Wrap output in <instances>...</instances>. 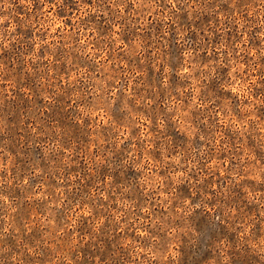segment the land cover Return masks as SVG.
<instances>
[{
    "label": "rangeland",
    "instance_id": "obj_1",
    "mask_svg": "<svg viewBox=\"0 0 264 264\" xmlns=\"http://www.w3.org/2000/svg\"><path fill=\"white\" fill-rule=\"evenodd\" d=\"M262 126L264 0H0V264H264Z\"/></svg>",
    "mask_w": 264,
    "mask_h": 264
},
{
    "label": "clouds",
    "instance_id": "obj_2",
    "mask_svg": "<svg viewBox=\"0 0 264 264\" xmlns=\"http://www.w3.org/2000/svg\"><path fill=\"white\" fill-rule=\"evenodd\" d=\"M169 4H171L173 7H175V4L177 0H167ZM95 96H99L100 92L98 90H93ZM116 91L118 89H113L111 92L112 96H115ZM72 103H76V98L73 97ZM96 106L98 108H103L105 105L103 103V100H96L95 101ZM101 114V113H97ZM261 132H264V126L261 127ZM184 176L186 179L189 180V183L193 185V188L189 189L190 195L188 197H185L183 199H179L176 197V184L180 183L178 180V177ZM171 180L173 183L171 184H165L163 182V179H159V184L157 186L156 183H151L149 181H144V183L147 185V187L143 188V192L146 196H148V200L146 203L140 205L139 207V215H137V209L134 204H128L125 201H118L120 207L123 209L122 211H116L112 210V215L115 218V222L120 223L122 219L126 218L129 220V222L134 223L136 226V231L138 235L140 236H147L149 233L145 228H141L140 225H145V226H151L155 227L157 224H160L161 227L164 226L165 222L171 218V220L174 222L175 220L178 219H183L187 217L190 214V210L192 207L199 208L200 205H192V199L195 196V185L198 183L203 182V177L199 181H193L190 178L187 177L186 173L184 172H178L175 173L174 176L171 177ZM149 192H152L153 195H148ZM104 195V194H101ZM202 196H204L205 200L211 199L210 196L205 195L203 192L201 193ZM61 196L63 197V192H61ZM64 199L66 197L62 198L60 200V204L63 205ZM105 199L107 197L105 196ZM153 201H155L153 203ZM71 204V201H69ZM204 207L209 213H215L216 207H209L207 203L204 204ZM163 209V212L166 214L163 216V219L159 215L155 214L156 209ZM125 213H130V216L125 217ZM81 216L84 217H92L93 220L96 219L95 216H93V208L90 204L88 203H83L80 201H77L75 204H71V208L67 214L66 220L69 221L68 223L65 224L66 228H74L77 220L80 219ZM147 217V219H145ZM91 222V221H90ZM103 223V218L97 221V225ZM171 231H174V229H171ZM140 251H144L141 249ZM149 251V255H150Z\"/></svg>",
    "mask_w": 264,
    "mask_h": 264
}]
</instances>
